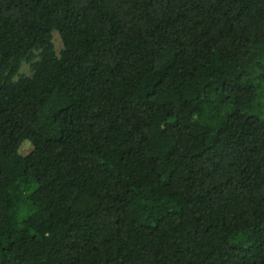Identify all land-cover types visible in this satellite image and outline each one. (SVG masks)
Segmentation results:
<instances>
[{
	"label": "trees",
	"instance_id": "trees-1",
	"mask_svg": "<svg viewBox=\"0 0 264 264\" xmlns=\"http://www.w3.org/2000/svg\"><path fill=\"white\" fill-rule=\"evenodd\" d=\"M263 96L264 0H0V264H264Z\"/></svg>",
	"mask_w": 264,
	"mask_h": 264
},
{
	"label": "rangeland",
	"instance_id": "rangeland-1",
	"mask_svg": "<svg viewBox=\"0 0 264 264\" xmlns=\"http://www.w3.org/2000/svg\"><path fill=\"white\" fill-rule=\"evenodd\" d=\"M53 50L56 55L59 54L60 50L63 48L61 38L56 30L52 31V38H51ZM34 56L28 60H24L18 70V75L14 76L13 79L16 80L17 78L21 76H31L33 74V65L35 62L39 59V51H34ZM262 96V95H261ZM258 104L261 108H263L264 105V96L262 97ZM263 104V105H262ZM257 105V103H256ZM258 106V105H257ZM28 148H24V150H27Z\"/></svg>",
	"mask_w": 264,
	"mask_h": 264
}]
</instances>
